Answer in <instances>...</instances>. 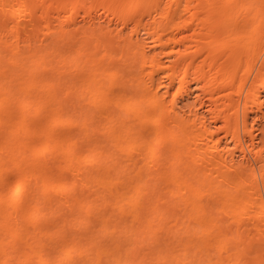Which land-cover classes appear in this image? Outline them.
<instances>
[{
  "label": "bare ground",
  "instance_id": "6f19581e",
  "mask_svg": "<svg viewBox=\"0 0 264 264\" xmlns=\"http://www.w3.org/2000/svg\"><path fill=\"white\" fill-rule=\"evenodd\" d=\"M0 264H264V0H0Z\"/></svg>",
  "mask_w": 264,
  "mask_h": 264
}]
</instances>
